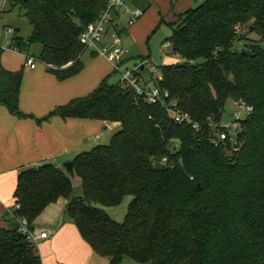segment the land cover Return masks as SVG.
I'll return each instance as SVG.
<instances>
[{
	"label": "trees",
	"instance_id": "obj_1",
	"mask_svg": "<svg viewBox=\"0 0 264 264\" xmlns=\"http://www.w3.org/2000/svg\"><path fill=\"white\" fill-rule=\"evenodd\" d=\"M15 4L31 26L16 44L38 42V59L59 79L78 72L85 50L80 26L97 17L106 0H7L6 7ZM171 24L166 40L182 60L162 63L160 75L149 76L191 121H173L159 103L106 78L55 106L45 118L81 116L119 126L107 142L72 157L80 195L71 194L72 176L54 161L18 172L14 209L0 227V264H41L36 243L18 231V222L35 225L59 197L67 198L65 213L80 236L109 264L125 258L264 264V43L247 37L253 31L264 38V0H203ZM21 76L0 63V104L16 115L24 114L17 104ZM228 99L251 105L239 119L236 148L228 139L211 140ZM125 194L131 198L119 222L103 207Z\"/></svg>",
	"mask_w": 264,
	"mask_h": 264
},
{
	"label": "crops",
	"instance_id": "obj_2",
	"mask_svg": "<svg viewBox=\"0 0 264 264\" xmlns=\"http://www.w3.org/2000/svg\"><path fill=\"white\" fill-rule=\"evenodd\" d=\"M127 1L144 10L149 8L150 12L144 16V11L132 24L123 25L121 32L124 50L120 55L122 63L129 58L128 48L124 44L125 36H139L147 32L161 11L175 20L180 12L197 2L174 0L175 8L169 9L166 0ZM145 3H148L147 7ZM17 34L19 35L18 31ZM12 53L20 52L7 49L1 51L0 63L8 69H20L22 72L17 104L24 114L16 115L0 104V227L7 226L6 213H11L14 209L13 190L21 169L43 161H54L62 166V161L72 159L78 151L89 149L96 143L107 142L119 126L116 120L81 116L62 118L56 114L44 117L55 106L86 94L103 78L108 79L114 69L105 56L92 48H85L81 54L83 67L73 75L59 79L46 69L43 62L38 61L34 67H30L25 64L21 53L20 59ZM137 58L138 62L142 58L152 62L149 55H139ZM154 66L147 68L148 75L144 72L145 65L140 67V76L144 81H152L149 73L153 76L160 75L158 65ZM66 202L65 197L57 198L33 225L35 235L43 231L47 233L46 237L35 241L41 264H109L106 257L97 255L80 236L65 213Z\"/></svg>",
	"mask_w": 264,
	"mask_h": 264
},
{
	"label": "built area",
	"instance_id": "obj_3",
	"mask_svg": "<svg viewBox=\"0 0 264 264\" xmlns=\"http://www.w3.org/2000/svg\"><path fill=\"white\" fill-rule=\"evenodd\" d=\"M7 0H0V13L4 11ZM144 12V9L136 4L130 3L127 0H106L105 7L100 11L97 17L90 20L86 25L81 27L79 33V41L85 48H92L96 53L105 56L113 66V69L119 72V83L122 87H131L135 96L142 98L148 102L159 103L169 113L173 121L177 123H184L191 121L189 114L181 110L176 100L168 97V90L162 88L153 81H144L137 73L140 70V65L143 64L153 67L150 60L142 58L133 66L122 65L120 58L124 50L122 43L123 25L132 24ZM125 17V22L121 19ZM17 29L10 23L0 24V52L3 50H12L20 52L24 57V62L30 67H34L38 61V57L16 44ZM165 44L170 48V41L165 40ZM245 111L251 110V105L246 103H237ZM240 110H236L233 118L229 120L220 119L218 126L214 129L211 140L217 144L221 140L228 139L233 145L237 146L236 129L239 127ZM197 126L196 122L192 123ZM164 162L167 161L166 156L162 157ZM18 231L24 234L28 239L36 241L38 238L47 236L45 231L35 235L30 230L25 219L18 222Z\"/></svg>",
	"mask_w": 264,
	"mask_h": 264
},
{
	"label": "rangeland",
	"instance_id": "obj_4",
	"mask_svg": "<svg viewBox=\"0 0 264 264\" xmlns=\"http://www.w3.org/2000/svg\"><path fill=\"white\" fill-rule=\"evenodd\" d=\"M203 0H197L194 4H198ZM167 6L169 9L175 8L174 0H166ZM165 1L163 2V4ZM7 5V4H6ZM193 5V6H194ZM159 9V8H158ZM145 14H149V8L144 10ZM160 12V11H158ZM142 16V15H141ZM140 16V17H141ZM123 22H125V17H122ZM173 19L169 15H164L161 11L153 21V24L150 28H148L147 32L141 33L139 36H134L133 34L127 35L124 37V44L128 48V59L122 63L121 67L124 66H133L138 62L139 55H149L152 60L153 66L160 65L162 63H171L181 61L182 58L179 54L174 53L171 49L165 44V40L170 36L172 32V24ZM2 23H10L13 26L17 27V31L21 37L24 39L27 38L30 33L31 26L28 23L26 16L23 14L22 9L19 8L17 4L12 6L11 8L5 7L4 11L0 13V24ZM127 26V25H126ZM247 37H251L253 39L259 40L261 43H264V38H260L256 32L248 33ZM242 41H236L235 46L237 48L241 47ZM40 48V44L38 42H32L26 50L37 56ZM16 55L17 59L22 58L20 53H12V55ZM198 60V59H197ZM154 66V67H155ZM149 66L145 65V74L148 75L147 68ZM157 67V66H156ZM119 72L114 70L112 74L109 75L108 81L114 82L116 78H118ZM236 110H240V117L244 116L247 111H245L241 106H239L234 101L228 99L224 105V112L222 118L224 120H229L233 118ZM72 195H80L82 194L80 178L77 175L72 176ZM131 194H125L121 200V202L115 206L103 207L105 211L116 221H122L124 215L126 213L127 204L130 201ZM97 206H101L100 204H96ZM102 207V206H101ZM121 264H141L130 260L129 258H125Z\"/></svg>",
	"mask_w": 264,
	"mask_h": 264
},
{
	"label": "water",
	"instance_id": "obj_5",
	"mask_svg": "<svg viewBox=\"0 0 264 264\" xmlns=\"http://www.w3.org/2000/svg\"><path fill=\"white\" fill-rule=\"evenodd\" d=\"M82 27V26H80ZM140 67H143V64L140 65ZM62 166L63 168L69 173L70 176L74 175V170H73V160L72 159H66L62 161ZM33 225L30 226V230L33 231Z\"/></svg>",
	"mask_w": 264,
	"mask_h": 264
}]
</instances>
